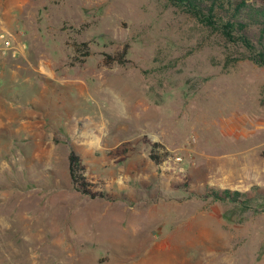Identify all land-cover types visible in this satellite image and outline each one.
<instances>
[{
  "label": "rangeland",
  "instance_id": "374dc122",
  "mask_svg": "<svg viewBox=\"0 0 264 264\" xmlns=\"http://www.w3.org/2000/svg\"><path fill=\"white\" fill-rule=\"evenodd\" d=\"M0 32V264H264V204L207 194L264 192L244 47L170 0H0Z\"/></svg>",
  "mask_w": 264,
  "mask_h": 264
},
{
  "label": "trees",
  "instance_id": "16d2710c",
  "mask_svg": "<svg viewBox=\"0 0 264 264\" xmlns=\"http://www.w3.org/2000/svg\"><path fill=\"white\" fill-rule=\"evenodd\" d=\"M177 6L190 12L207 28L218 31L224 42L241 45L254 63L264 65V0H170ZM106 62L116 59L108 55ZM159 143L150 146V158L160 163L163 156L159 154ZM68 174L75 189L91 197L104 196L92 189L91 182L85 175V167L80 155L70 148L68 155ZM207 194L214 199L234 203L243 211L255 205L261 208L264 204V192L250 196L238 190L211 189ZM208 196V195H206ZM261 206V207H259ZM226 217V215H225ZM231 219L230 217H226Z\"/></svg>",
  "mask_w": 264,
  "mask_h": 264
},
{
  "label": "built area",
  "instance_id": "2783aa9c",
  "mask_svg": "<svg viewBox=\"0 0 264 264\" xmlns=\"http://www.w3.org/2000/svg\"><path fill=\"white\" fill-rule=\"evenodd\" d=\"M0 52L2 54L15 55L18 52L17 46L14 45L12 38H10L4 32H0Z\"/></svg>",
  "mask_w": 264,
  "mask_h": 264
}]
</instances>
